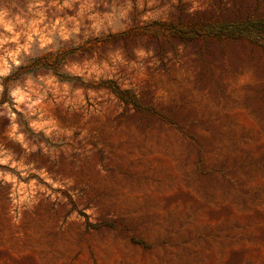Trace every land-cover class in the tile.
Instances as JSON below:
<instances>
[{"label":"rangeland","instance_id":"rangeland-1","mask_svg":"<svg viewBox=\"0 0 264 264\" xmlns=\"http://www.w3.org/2000/svg\"><path fill=\"white\" fill-rule=\"evenodd\" d=\"M0 264H264V0H0Z\"/></svg>","mask_w":264,"mask_h":264}]
</instances>
